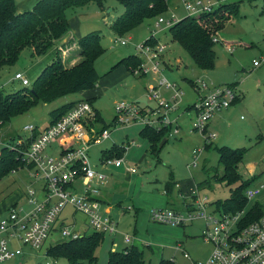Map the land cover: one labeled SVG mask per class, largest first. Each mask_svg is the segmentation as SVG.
Returning a JSON list of instances; mask_svg holds the SVG:
<instances>
[{"label":"rangeland","instance_id":"1","mask_svg":"<svg viewBox=\"0 0 264 264\" xmlns=\"http://www.w3.org/2000/svg\"><path fill=\"white\" fill-rule=\"evenodd\" d=\"M224 4L238 5V13L228 18L216 34L217 59L214 68L210 70L201 69L194 62L183 46L172 38L169 27L157 28L156 18L145 20L123 36L117 35L112 31L109 22L121 15L124 7L116 0H108L107 12L99 10L95 3L67 10L70 32L81 38L90 32L100 31L102 45L106 49L95 63L100 78L94 88L97 95H94V89H91L90 96L93 98V106L100 111L108 124L111 137L92 146L90 162L93 167L100 168L102 150L110 149L116 144L126 148L123 157L128 164L138 167V171L132 175L127 174L124 166L101 169L105 173L110 170L115 174L111 183L108 180V193L112 196L111 205L116 208L114 216L119 221V232L114 235V244L113 235L105 234L103 243L96 251L99 257L97 264H108L109 252L113 245L118 250L127 245L124 239L126 234L135 238L128 246H138L149 264H161L163 259L173 260V264H193L205 262L209 258L215 245L203 236V229L207 224L205 219L199 218L186 225L151 220L152 210L163 208L164 205L162 207L160 204L164 203L159 204L158 200L150 199L149 195H161L169 181H174V184L178 181L177 184L181 185L187 196L188 192L198 185L202 195L207 196L208 213L216 217L222 211V204L232 196V190L237 186L247 184L245 191L250 186L260 187L261 193L248 201L245 210L249 214L264 211V64H254L264 57V1L223 0ZM110 10L111 13L107 14ZM228 10H224V15ZM173 12L177 19L188 14L179 1L170 4L165 18H169ZM154 31L155 37L150 42L154 44L153 50L166 44V48L160 50L159 72L149 70L146 74L136 73L125 64L119 63L130 54H139L138 46L145 44ZM120 37L130 38L128 44H116V39ZM74 44V40L69 36L67 43L60 49V57L66 65L67 58L77 53ZM53 51L54 47L38 56L33 54L31 48H25L15 64L0 69V86L3 92L16 93L25 88L31 89L32 83L39 76L42 64L45 68L56 58ZM150 65L146 60L145 67ZM139 67L140 65L135 69ZM18 71L25 72L31 82L29 86H24L21 81L14 79ZM164 79L179 87L182 98L179 107L171 110L168 115H165V110L162 109V118L159 119L152 111L159 108L160 101L173 104L172 89L168 88L167 84H161ZM227 86L233 87L239 98L228 108L215 111L207 121L206 131L196 130L199 120L196 105L200 103L201 95ZM155 94L158 96L155 97ZM87 98L89 97L80 91L51 102L39 101L28 105L0 129V149L3 145L19 139L27 140L30 135L25 126L35 125L41 131L52 122L53 111ZM123 101L139 109H146L149 115L140 114L137 119L132 117L129 123L118 122L115 119V107ZM129 117L128 115L127 118ZM144 119L146 122L154 120L157 126H161L162 123H159L164 120L171 123L156 154L152 151L151 141L142 134ZM176 129L179 130L178 133H175ZM209 135L214 136L208 142L206 136ZM59 146L57 139L46 153L57 155ZM223 146L244 152L243 160L237 169L240 178L230 185L223 179L224 169L219 165L220 155L217 148ZM196 149H201L202 152L198 164L194 165L193 152ZM32 172L30 168H22L9 172L0 180V218L5 217L9 208L15 205L18 210L32 209L34 206L26 197L30 189L36 190L38 198L43 197L40 186L44 182L35 180ZM117 177L119 181H115ZM77 191L82 192L83 185H80ZM171 195L183 200L175 186ZM133 203V210H125L124 207ZM87 219L84 213L76 211L72 205H67L40 249H33L18 242V246L22 247L25 253L24 257H20L23 264H45L51 260L57 261V264H69L65 258L49 255L48 248L64 239L61 234L64 225L73 226L83 234L91 233L93 229L86 230ZM186 253L189 257L185 256ZM16 262L17 260H8L0 264Z\"/></svg>","mask_w":264,"mask_h":264},{"label":"built area","instance_id":"2","mask_svg":"<svg viewBox=\"0 0 264 264\" xmlns=\"http://www.w3.org/2000/svg\"><path fill=\"white\" fill-rule=\"evenodd\" d=\"M180 2L189 15H199L213 11L223 3V0H180ZM179 20L180 18L177 19L174 12L169 18L161 15L157 18L156 27L170 28ZM155 34L156 31L152 35L155 37ZM129 39L120 37L115 42L127 45ZM214 41H218L216 37ZM153 45L145 42L138 46L142 62L140 67L134 70L136 73L146 74L149 70L160 71V50L165 49L166 44L156 50H153ZM146 60L151 63L149 67H145ZM254 64L256 66L264 64V57L261 61H255ZM14 79L21 81L24 86L31 84L23 72H17ZM161 84H167L168 88L172 89L173 104L160 101L159 108L152 111V114L158 115L159 119L162 118L160 116L162 109L165 110L166 115L179 107L182 98L179 87L172 85L166 79L162 80ZM157 96L158 94H155V97ZM237 99L238 94L231 86L217 88L211 93L201 95L200 103L196 105L199 111L196 130L206 131L207 121L214 112L228 108ZM115 108L117 121L122 123H129L132 117L137 119L140 114L149 115L146 109H139L124 101L118 103ZM128 115L129 118H127ZM96 116L97 112L93 104L82 100L55 123H51L36 135L34 134L38 128L35 125L25 126L29 135L34 137L22 157L28 166H32L26 168L33 170L35 180L44 182L40 186L43 197L38 198L36 190L30 189L26 197L34 206L32 209L18 210L15 205L9 208L5 217L0 218V262L17 260L16 264H23L20 257H24L25 253L23 248L18 246V242L29 245L33 249H40L67 205H72L76 211L87 216L86 230L93 229V231L112 235L119 232L117 222L104 211L103 203L98 197L99 187L106 184L109 179V176L101 169L124 166L128 172L136 173L138 167L128 164L124 157H107L100 160V168L92 166L89 157L92 146L111 137L109 129L101 130L95 125ZM143 124L162 128L171 123L164 120L160 121L161 126H157L154 120L146 122L144 119ZM178 132L179 130L176 129L175 133ZM213 136H208V142ZM57 139L60 145L58 154L54 156L47 154V149ZM19 143L21 144L22 141ZM201 152V149L194 150V165L198 164ZM80 185H83L82 192L77 191ZM176 187L180 189V184H176ZM260 193V187L250 186L246 189L245 196L250 201ZM181 196L185 195L181 194ZM189 197L192 198H190L192 202L185 203V210L153 209L151 220L173 225H186L199 218L207 221L203 236L207 241L214 243L215 249L205 262H193V264H264V212L259 217L248 220L250 214L246 212L245 207L237 211H226L222 208L220 215L216 217L208 213L207 196L202 195L198 185L190 192ZM127 209L133 210V206H128ZM61 234L64 239H77L85 233L75 230L73 226L64 225L61 228ZM132 238L128 234L125 235L127 243L132 242ZM185 256L189 257V254L186 253ZM45 264H57V261L51 260Z\"/></svg>","mask_w":264,"mask_h":264},{"label":"trees","instance_id":"3","mask_svg":"<svg viewBox=\"0 0 264 264\" xmlns=\"http://www.w3.org/2000/svg\"><path fill=\"white\" fill-rule=\"evenodd\" d=\"M116 1L124 7V11L110 27L120 36L138 27L145 20H153L165 15L169 11L171 2V0ZM91 3L106 10L108 0H39L33 9L24 12H18L15 0H0V69L15 64L25 48H31L33 54L38 56L45 54L70 30L67 10L85 7ZM225 9H229L226 15H224ZM237 9L236 4L229 6L222 3L211 12L199 15L186 14L170 27L172 38L183 46L201 69H213L217 59L215 50L217 41H214L216 34L228 18L238 13ZM153 37L151 35L146 43L151 42ZM78 44L81 57L78 62L71 66L66 65L58 54L32 83L31 89L25 88L21 90L22 92L5 94L0 86V129L32 103L51 102L69 93L87 91L96 87L100 78L95 63L106 50L102 45L101 32L93 31L82 36ZM141 62L139 54H130L119 63L125 64L134 71ZM92 99L89 97L86 100L92 103ZM77 103V101L72 102L53 111L51 123H55ZM96 112L95 125H102L101 130L109 129L101 113ZM168 131V126L162 128L144 126L142 134L151 141L154 154L159 150L158 146ZM37 133L38 131H35L34 135ZM33 137L29 136L27 140L19 139L3 145L0 149V180L11 171L32 167L26 164L22 154ZM19 141L22 143L20 144ZM125 149L115 144L110 149L102 150L101 160L107 157H123ZM217 149L220 155L219 165L224 169L223 179L230 185L240 178L237 169L243 160L244 152L229 146ZM177 183L178 181L175 184L171 181L166 183L165 190L168 195L172 194ZM246 186L247 184L242 183L232 190V196L222 204L226 211H237L246 206L248 203L245 196ZM263 212L250 214L248 220L259 217ZM104 239L105 233L98 231L85 233L77 239H62L48 248V254L55 258H65L69 264H97L99 257L96 251ZM108 264L149 263L145 260L144 252L138 246L131 245L122 250H111ZM161 264H173V260L163 259Z\"/></svg>","mask_w":264,"mask_h":264},{"label":"crops","instance_id":"4","mask_svg":"<svg viewBox=\"0 0 264 264\" xmlns=\"http://www.w3.org/2000/svg\"><path fill=\"white\" fill-rule=\"evenodd\" d=\"M39 0H17L16 4H17V9H18V12H24V11H27V10H31L34 8V6L36 5V3L38 2ZM173 1H179L180 0H171L170 4L173 3ZM101 8H99L100 10ZM102 10V9H101ZM107 12V9L105 10ZM111 13V10L108 11L107 14H110ZM185 16V15H184ZM118 17V15L116 17H114L110 22H109V25L111 26L112 22ZM76 31V30H75ZM72 37V39L74 40L75 44L74 47L76 50L77 53H74L72 56L68 57L67 58V63L69 66L73 65L74 63L78 62L81 57L79 56L80 54V47H79V44H78V41L80 40V38H77L75 37V34L73 32H70V30L68 31L67 35H65L62 39L58 40L56 42V44L53 46L54 47V51H53V54H55L56 56L61 52L60 49L63 47V45H65L67 43V39ZM78 48V49H77ZM51 49V48H50ZM44 64H42V66L40 67V72L39 74L43 71L44 67H43ZM18 72H23V71H18ZM25 74V72H23ZM100 80V79H99ZM84 92L88 97H91L90 94V90L88 91H82ZM94 95H97L96 92H95V89H94ZM239 98V97H238ZM96 111H99L96 107H95ZM100 112V111H99ZM51 124V123H50ZM107 124V123H106ZM108 125V124H107ZM101 125L98 127V129H101ZM37 131L39 132V130L37 129ZM107 140V139H106ZM133 142H135V140H133ZM107 175L109 176V182L111 181V179L114 177V172L113 171H110V170H107L106 171ZM127 174L129 175H132V173L130 172H127ZM115 181H119L118 177L115 179ZM106 183L104 185H101L99 187V190H100V193L98 195V197L100 198V200L102 201L103 203V207H104V211L106 213H108L110 216H112V218L114 220H117L115 218V214L116 213V208L114 206L111 205V195L108 193V189H109V186L108 184L110 183ZM171 182H174V181H171ZM118 183V182H117ZM176 183V182H175ZM116 184V183H115ZM117 185V184H116ZM196 187V186H195ZM175 188L177 189V192H178V195L181 196V194H184L185 196L183 197V200H179L178 198H175L173 197L172 195H168L165 191V189H163V192L161 193V195H157L155 193H151L149 196L150 199H155V200H158L159 204L160 203H164V204H160L162 207L164 205L163 208H173L175 210H180V211H183L186 209V205L185 203L188 202H192V198L189 197L190 196V192H188V196L185 194V192L182 190V187L180 185V189L178 187L175 186ZM123 189H125V187H123ZM182 191V192H181ZM191 198V199H190ZM129 206H134V203L133 205H129ZM128 207V206H127ZM127 207H124L125 210L129 211L127 209ZM123 208V209H124ZM136 212L138 213L137 209H136ZM88 223H86L87 225ZM117 224H119V221L117 220ZM119 229V227H118ZM86 231V230H85ZM129 235V234H128ZM131 236V235H130ZM125 239V237H124ZM135 238L133 237L132 238V241L134 240ZM112 242L113 244L115 243V236L113 235L112 237ZM126 242V241H125ZM127 245L124 246V248L128 247V243L126 242ZM123 248V249H124ZM112 250H118L116 249V246L113 245V249Z\"/></svg>","mask_w":264,"mask_h":264}]
</instances>
